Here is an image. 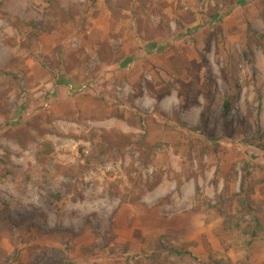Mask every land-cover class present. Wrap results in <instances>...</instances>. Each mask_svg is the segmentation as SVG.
I'll return each mask as SVG.
<instances>
[{"label":"rangeland","instance_id":"obj_1","mask_svg":"<svg viewBox=\"0 0 264 264\" xmlns=\"http://www.w3.org/2000/svg\"><path fill=\"white\" fill-rule=\"evenodd\" d=\"M115 6L0 0V213L25 218L39 230H30L37 245L59 248L77 264H136L140 249L159 237L162 248L192 254L178 264H243L242 253L213 237L221 220L205 226L202 213L225 189L237 194L249 171L264 217V156L249 147L264 145V0ZM225 94L239 130L232 142L220 138ZM133 111L150 124L139 127ZM201 115L210 139L186 133ZM103 132L111 140L145 138L103 156ZM44 142L52 152L40 163ZM202 239L213 248L210 258ZM14 241L20 247L16 234ZM0 246L10 260L11 243ZM257 252L248 264L264 263V246Z\"/></svg>","mask_w":264,"mask_h":264},{"label":"trees","instance_id":"obj_2","mask_svg":"<svg viewBox=\"0 0 264 264\" xmlns=\"http://www.w3.org/2000/svg\"><path fill=\"white\" fill-rule=\"evenodd\" d=\"M107 1L110 3L111 0ZM134 1L135 0H115V7L116 9L130 7ZM250 37L251 36H249L248 44L251 43L250 39L252 38ZM259 39L261 41L259 46L264 54V36L261 35ZM222 75L223 80L228 84L230 82L229 73L222 72ZM204 101L205 106H207L209 103L208 95L205 96ZM231 106V97L229 94H225L220 112V138L232 142L235 141L239 130L235 127V122L230 118L229 110ZM205 116L201 115L199 126L192 130H186V133L189 134L191 131H194L201 135V137H205L206 139L209 138L208 136H210V133L207 131V118ZM130 117L138 122L139 127L144 128L146 125L150 124V116L144 115L138 111L131 112ZM163 123H170V120L164 118ZM154 124H157L156 121ZM180 127L183 128L184 126L181 125ZM176 128L177 129L174 128V130L179 129L178 127ZM144 138L145 137L141 138V142L139 141L135 143L132 142L129 137L122 135L119 137L117 136L116 140H111L108 137V134L103 132L102 135L99 136V139L105 144V147H99L98 151L100 155H108L116 149L120 150L132 145H142V139ZM243 143L248 145V142L246 141ZM249 147L264 156L263 144H249ZM51 152L52 147L46 142L42 143L37 152L36 160L40 163H44L45 159ZM245 167L248 168L249 166L245 164ZM65 171H67L66 176L70 179L75 177L73 176L72 170L66 169ZM157 185L158 182L146 186V191L152 190ZM227 192L228 189H225V198L214 204L212 207L206 205V209H204L202 213L205 217L204 225L208 226L214 221L221 220L219 228L213 231V237L218 241L220 246L225 247L226 251L230 250L242 253L244 256L243 260L241 259L242 263L248 264L252 256H255V253H258L257 251L259 250V247L264 246V217L258 214L252 200L255 191L249 171L241 176V186L237 194L227 195ZM117 194V187L111 184L109 195L113 197ZM139 196L140 194L132 198L130 200L131 203L136 202ZM77 197H80L81 199L79 194ZM209 208H211V210ZM20 227L25 229V234L22 236L18 235L19 232H21ZM30 230H33L36 233L39 232L37 227L35 225H29L25 218L21 222H16L0 213V243L3 239H7L14 249L13 256L9 260L8 255L0 246V264H77V261L71 262L69 254L59 248H42L37 245L34 238L30 236ZM15 234L16 236H19L18 245L20 247H17L15 244ZM62 234L63 231L50 232V235L61 236ZM159 239L160 237L151 240L152 242L147 245V248L140 249L136 264H178L183 257L187 259L192 258V254L186 249L173 246L167 249L162 248L158 244L160 242ZM202 244L208 257H212L214 253L213 248H211L204 239H202ZM124 249H128V246L126 245ZM23 251L26 253L24 259L22 258Z\"/></svg>","mask_w":264,"mask_h":264}]
</instances>
